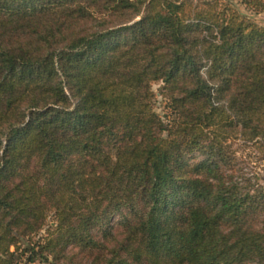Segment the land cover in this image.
Returning a JSON list of instances; mask_svg holds the SVG:
<instances>
[{"label": "trees", "instance_id": "16d2710c", "mask_svg": "<svg viewBox=\"0 0 264 264\" xmlns=\"http://www.w3.org/2000/svg\"><path fill=\"white\" fill-rule=\"evenodd\" d=\"M248 13L264 0H0V264H264L233 149L264 151Z\"/></svg>", "mask_w": 264, "mask_h": 264}, {"label": "rangeland", "instance_id": "374dc122", "mask_svg": "<svg viewBox=\"0 0 264 264\" xmlns=\"http://www.w3.org/2000/svg\"><path fill=\"white\" fill-rule=\"evenodd\" d=\"M248 17H250L254 22L258 25L264 27V13L262 14H252L248 13ZM162 84L155 83L153 85V89L157 94L155 109L159 113V115L166 120L168 117V111L166 108V101L164 98L160 96V89ZM233 149L236 154V164L240 171H238V175L242 178L250 179L252 184H259L264 187V151L259 147L252 146L250 144H245L242 141H236L233 143ZM202 157H196L194 161H200ZM38 237L36 238V240ZM25 264V263H22ZM33 264H64L57 263L50 258L48 261L36 262Z\"/></svg>", "mask_w": 264, "mask_h": 264}]
</instances>
